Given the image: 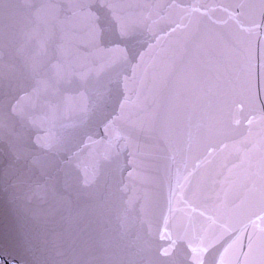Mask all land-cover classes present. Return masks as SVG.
<instances>
[{
  "label": "snow or ice",
  "instance_id": "obj_1",
  "mask_svg": "<svg viewBox=\"0 0 264 264\" xmlns=\"http://www.w3.org/2000/svg\"><path fill=\"white\" fill-rule=\"evenodd\" d=\"M261 6H264V0H260ZM108 6L113 9V16L116 19V22L119 26L120 36L122 40H126L130 42V47L127 48H118L116 51L119 54L120 60L123 64H131L136 55L140 56V61H143L144 53L137 48L139 45L140 49L144 47L143 44L140 43L137 36V29L134 27V22H129L122 20L119 17V14L115 11V5L108 2ZM230 18L235 19V15L233 13H229ZM262 18H264V14H262ZM155 23V22H153ZM248 31H252V29H248ZM131 49V50H130ZM131 57V58H130ZM140 65L137 64L136 67ZM135 72V69H133ZM128 88V80L125 79V90ZM133 101L129 96L124 97V102L119 105L120 112L119 114L114 115L113 118H110L109 122L105 126V131H109L110 128H114L116 121L123 118L125 109L127 105L132 104ZM242 109L238 108L236 110V115L233 116L232 123L235 125H240L242 123L241 116L239 113ZM261 121H264V112L261 113L260 116ZM249 125L253 123L252 120L247 121ZM133 126H136L135 124ZM128 137L122 135L120 132H117L116 135L109 141V144L112 143H123L126 141ZM42 138L37 137V143H41ZM42 147H51L50 144L45 145L41 143ZM212 155V153H209ZM173 163H176V154L173 153L171 156ZM201 165H197L199 168ZM184 171H181L180 167H177L175 172V186L170 188L169 197L167 201V213L163 217L162 228L163 231H159L160 239H167L170 241L169 247L163 249L162 255L169 256L171 254L172 248H174L178 241H183L188 248L191 250V264H209V261L205 258V253H208L211 249L215 248L217 244L220 243L221 240L224 239L225 236L231 241L228 245V248H232L234 245L243 246L244 243V232L247 230L248 225H244L242 228L233 229L229 227L227 224H217L216 217L209 214L204 210H199L192 205L190 201L184 198L183 189L184 185L188 183L189 177L193 174L192 171H188L186 159L183 163ZM186 173V174H185ZM264 180V177H262ZM224 191V189H222ZM226 194V193H225ZM261 197L264 199V184L261 187ZM220 196L217 193V201H219ZM176 203H179L180 207H174ZM182 213L187 225H191L193 215L197 214L204 217L209 223L207 226H202L199 231L190 230V227L185 226L182 229L177 228L174 224L170 223V221L174 220L175 213ZM262 221H264V216L260 217ZM216 227L213 228L212 226ZM260 231L264 233V226L260 228ZM252 240L251 237H248V247L251 248ZM225 251H228L226 248ZM214 264V262H213ZM221 264L223 261L221 259Z\"/></svg>",
  "mask_w": 264,
  "mask_h": 264
},
{
  "label": "water",
  "instance_id": "obj_2",
  "mask_svg": "<svg viewBox=\"0 0 264 264\" xmlns=\"http://www.w3.org/2000/svg\"><path fill=\"white\" fill-rule=\"evenodd\" d=\"M18 0H0V264L3 225L10 87Z\"/></svg>",
  "mask_w": 264,
  "mask_h": 264
}]
</instances>
